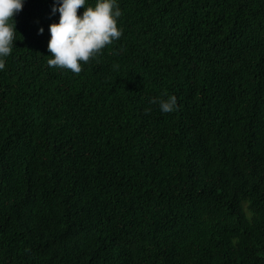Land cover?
<instances>
[{"label":"trees","instance_id":"trees-1","mask_svg":"<svg viewBox=\"0 0 264 264\" xmlns=\"http://www.w3.org/2000/svg\"><path fill=\"white\" fill-rule=\"evenodd\" d=\"M55 2L0 70V264H264V0H118L79 73Z\"/></svg>","mask_w":264,"mask_h":264},{"label":"clouds","instance_id":"clouds-1","mask_svg":"<svg viewBox=\"0 0 264 264\" xmlns=\"http://www.w3.org/2000/svg\"><path fill=\"white\" fill-rule=\"evenodd\" d=\"M26 0H0V70L6 67V58L11 55L17 40L15 14L24 8ZM87 0H56L53 13L59 12V21L50 25L48 43L51 55L50 66L68 68L79 73L83 62L97 57L107 46L123 35L118 24L122 9L118 0H96L94 5ZM84 5L82 13L78 9ZM43 32L44 28L41 27ZM150 103L159 104L162 112H172L178 107V98L173 94L152 97ZM146 111H151L147 108Z\"/></svg>","mask_w":264,"mask_h":264}]
</instances>
